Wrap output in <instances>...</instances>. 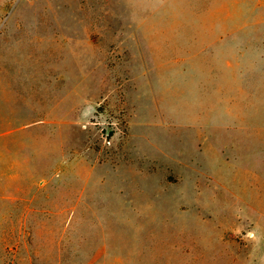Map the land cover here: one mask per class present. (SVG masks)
I'll use <instances>...</instances> for the list:
<instances>
[{"label":"rangeland","instance_id":"obj_1","mask_svg":"<svg viewBox=\"0 0 264 264\" xmlns=\"http://www.w3.org/2000/svg\"><path fill=\"white\" fill-rule=\"evenodd\" d=\"M0 264H264V0H0Z\"/></svg>","mask_w":264,"mask_h":264}]
</instances>
